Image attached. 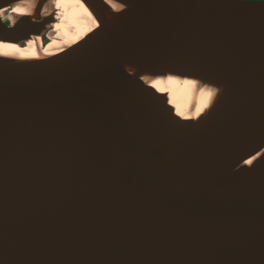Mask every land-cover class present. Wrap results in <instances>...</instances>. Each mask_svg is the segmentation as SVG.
Returning <instances> with one entry per match:
<instances>
[{
	"label": "water",
	"instance_id": "water-1",
	"mask_svg": "<svg viewBox=\"0 0 264 264\" xmlns=\"http://www.w3.org/2000/svg\"><path fill=\"white\" fill-rule=\"evenodd\" d=\"M81 1L79 42L0 53V264H264V0ZM56 12L0 0V42ZM169 77L209 107L180 117Z\"/></svg>",
	"mask_w": 264,
	"mask_h": 264
},
{
	"label": "bare ground",
	"instance_id": "bare-ground-1",
	"mask_svg": "<svg viewBox=\"0 0 264 264\" xmlns=\"http://www.w3.org/2000/svg\"><path fill=\"white\" fill-rule=\"evenodd\" d=\"M56 9V23L48 34V42L43 45L40 38L30 40L25 46L0 42V53L21 57H37L40 54L52 55L63 51L79 42L97 25V20L81 0H52ZM21 8L23 12H13V8ZM10 10H3L2 17L7 21L26 13V8L19 4ZM151 85L168 95L170 104L176 114L183 118H196L210 105L213 93L201 87L196 81L169 77L157 79Z\"/></svg>",
	"mask_w": 264,
	"mask_h": 264
},
{
	"label": "snow or ice",
	"instance_id": "snow-or-ice-1",
	"mask_svg": "<svg viewBox=\"0 0 264 264\" xmlns=\"http://www.w3.org/2000/svg\"><path fill=\"white\" fill-rule=\"evenodd\" d=\"M13 11L21 13L23 12V9L17 7V8H13Z\"/></svg>",
	"mask_w": 264,
	"mask_h": 264
},
{
	"label": "clouds",
	"instance_id": "clouds-1",
	"mask_svg": "<svg viewBox=\"0 0 264 264\" xmlns=\"http://www.w3.org/2000/svg\"><path fill=\"white\" fill-rule=\"evenodd\" d=\"M12 11H13V9H12ZM13 12H15V11H13Z\"/></svg>",
	"mask_w": 264,
	"mask_h": 264
}]
</instances>
